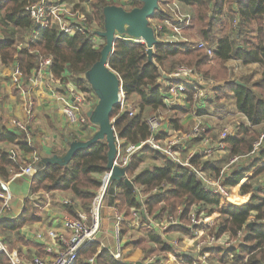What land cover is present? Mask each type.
<instances>
[{
	"label": "trees",
	"instance_id": "trees-1",
	"mask_svg": "<svg viewBox=\"0 0 264 264\" xmlns=\"http://www.w3.org/2000/svg\"><path fill=\"white\" fill-rule=\"evenodd\" d=\"M28 1L33 0H0L4 22V25L0 24V34L3 36L0 39V63L17 67L22 76L27 78L37 69L39 58L48 56L51 64L47 70L53 78L60 82L70 79L82 92H93L94 88L87 81L88 73L99 60L103 47V43L99 46L92 43L95 31L69 36L54 26L37 30L31 19L22 13ZM177 1L193 7L201 39L208 45L214 44L211 46L213 54L209 57L203 50L192 49L191 42L181 41L156 43L149 56L144 43L117 38L108 64L121 80L125 101L138 111L129 115L127 111L120 112L119 106L115 105L110 112V119H114V131L127 144L145 141L148 129L144 110L156 112L165 108L167 87L164 86L162 72L170 74L177 67L185 66L203 78L219 82L214 87L216 99L227 94L233 95L235 109L246 118L247 123H238L235 132L224 139L227 158L246 155L258 138L255 127L264 122V0ZM111 5L117 4L110 0H94L91 3L87 15L89 23H96V31L105 30L104 9ZM140 6L139 0H133L131 8ZM151 17L161 19L154 13ZM218 23L222 31L215 39L213 31ZM8 25L11 27L8 28ZM18 32L21 34L17 35ZM25 33L28 40L21 47L25 42ZM230 59L262 65L261 76L254 81L250 80L251 75L242 76L239 82L243 84H238L231 78V70L226 65ZM82 75L87 77L83 78ZM193 94L192 88L188 87L184 91L188 102H192ZM170 122L173 127L179 128L177 118ZM15 135L24 140L19 132ZM15 135L2 131L0 140L11 142ZM20 146L28 152L25 145ZM108 151V143L105 137H101L89 146L75 149L66 158L35 162L29 194L23 199L16 217L0 222V235L7 241L12 236L22 240L19 230L41 219L40 207L34 197L43 193H67L69 200L64 203V208L69 216L87 211L99 187L101 174L108 170ZM145 157L152 161L151 166L135 174ZM214 161H201L198 156H194L190 163L217 174L221 167ZM9 166L15 172L19 171L18 166L9 159L8 152L0 151V178L5 182L9 177ZM124 172L129 178L133 176L134 183L146 193L143 199L137 200L133 189L123 180L118 181L116 185L119 192L115 195V206L128 219L131 218V207L143 211L140 212L141 222H146L148 216L176 214L181 209L177 215L180 224L171 225L168 230L189 233L186 224L191 207L208 206L206 212L210 218L206 223L199 224L198 228L201 231L206 229L208 234L216 237L226 234L233 242L229 247L213 245L204 250L221 264L229 258L233 264H264V224L260 222L264 218V187L252 183L264 173V148L245 163L236 165L225 180V184L240 195L237 203L207 190L199 177L189 172L188 167L172 161L148 144L142 145L134 153ZM252 216L253 221L250 222ZM145 232L148 241L155 244L158 251L176 255L175 249L166 244L158 233L148 229ZM37 249L40 254L42 247L38 246ZM92 256L95 264H124L116 261L96 242L79 251L77 264H87ZM171 260V256L166 257L165 261L157 258L150 264H168ZM186 263L192 264V260L188 259ZM0 264H9L5 255H0Z\"/></svg>",
	"mask_w": 264,
	"mask_h": 264
},
{
	"label": "crops",
	"instance_id": "crops-1",
	"mask_svg": "<svg viewBox=\"0 0 264 264\" xmlns=\"http://www.w3.org/2000/svg\"><path fill=\"white\" fill-rule=\"evenodd\" d=\"M129 1L131 4H133V0H120L119 3H115L117 4L116 6H120L125 10H130L125 8V4H128ZM187 6L188 5H184L177 0H174L172 2L158 0L154 14L156 16H160L161 19L155 17H150L148 19V26L152 30L153 37L156 43H165L168 41L187 42L193 39L198 41L202 40L200 34L199 36H196L191 33L192 31L190 32V29H197L196 25H174V23L176 24V22L179 23V21H177L179 19V14L182 15L179 12V9L181 10V8ZM185 21V18H181L180 22L183 23ZM156 24H161L163 26L162 31L159 33H155L153 29V26ZM10 27L11 26L8 25V28ZM94 28L95 35L92 37L91 41L95 46H99V40H101V36L98 33L101 32V30L96 31L97 27ZM181 30H185L184 32H189L190 35H187L186 33H183V35L182 33L180 34ZM115 35H117L118 37H123L126 40H129V38H138L130 34L129 27L127 25H124L120 30L115 29ZM192 35L194 36V38ZM2 37L3 36L0 34V39ZM24 38H26V40H24L25 42L20 45L21 47H24L26 45L27 37ZM216 38L217 37L215 36V39ZM212 45L214 44H210V46ZM226 65L229 68L234 66L241 67L242 65L254 69H256L257 66H259L260 68L263 67L258 63H244L236 59L228 60L226 62ZM14 67L15 66L12 65L4 66L0 63V135L2 131L14 135L17 133V131H15L9 124V120H24L26 118V104L31 103V118L28 122V128L32 136L31 142L33 146L29 147L24 140H21L20 136L15 135V139L11 142L7 140H0V151L3 150L5 152H8L9 150H13L19 159L26 160L27 162L31 161L32 159L37 162L51 160L55 157L65 158L70 155L74 148L89 141L93 137V135H95V133L100 130V123L95 120V117L97 115L98 107L101 102V96L95 90L93 92H82L70 79H67L66 82H60L59 80L53 78L48 70L38 72L37 69L33 70L30 76H28L27 78L22 76V85L17 86L12 82L11 79V74ZM238 67H236V69H238ZM251 73L253 74V78L256 79L261 76L262 71H258L257 69V71ZM243 74L245 73H242L241 75ZM82 77L86 78L87 76L82 75ZM240 77L242 76L234 77V80L239 81ZM162 78L164 79V86H167L168 74L162 72ZM87 81L92 86L90 81ZM216 86L217 84L208 86L207 92L209 94V99L210 97H212L211 92H214V96L216 98L214 91V87ZM79 97L81 98V111L83 114H85V116L89 118V121L86 118V122L83 124H71L65 119L61 109L65 101H72L73 99ZM223 97L218 100L219 102H221L220 104H226L227 107L219 105L221 108H223V112L217 115L213 113L215 112L213 108H211L212 110L208 109L213 103L212 100L215 101L213 97L212 100L210 99L211 102L209 100L208 104L201 110H195L192 106V102H188L185 96L178 98L172 104H165V108L170 110V114L168 115V119L166 118L163 123V135H169L176 131H183V129L185 128L189 129L191 126L197 123L206 125L208 133H210V131L217 133L215 129L216 119H219L221 115H225V112L228 110L230 112L235 111L236 113H238L235 109L233 95L227 94ZM88 112H94L95 117L92 118L88 116ZM238 114L241 116V120L238 123H247L246 118L242 114ZM206 116H209L210 120H202L203 117L205 118ZM176 118L179 128L173 127V124L170 122L171 119ZM262 124H264V122L260 125ZM235 125L236 124L234 123V132L236 129ZM197 141L199 142V139L187 141L183 146V149L181 150V154H184L185 156L187 152L190 151V149L197 146ZM21 144L27 147L28 152L21 148ZM125 145L126 143L122 141L121 146L123 147ZM209 160L214 161L216 160V158L213 159L211 157V159ZM7 171L9 173L7 185L11 194L10 213L12 214L11 218H14L19 214L21 210L23 199L29 194L28 192L30 186V177L20 175V173L18 171L15 172L14 168H12L11 166L7 167ZM137 171L138 169L135 171V174L137 173ZM125 177L127 176L125 175ZM127 178L131 181L130 188L135 192L137 200L143 199L146 196L145 191H143V189H141L139 185L134 183L133 176L131 178ZM116 184H118V180H113L104 199L100 217V231L98 233L97 240L95 241L101 247L105 248L110 253V255L113 252L115 244L113 234V221L115 215L121 213L115 206V195L119 192ZM262 186L264 187V185ZM67 196H69L67 193L51 192L43 193L39 197H34L35 201L40 207L41 219L38 222L27 224L19 230V234L20 236H22V240H19V238H17L16 236L11 237L10 241H12L13 239L12 245H14V247H8L10 251L23 257L43 255V246L33 239L34 229L39 228L40 230H62V220L64 216L67 215L65 213V208L63 205L64 202L62 199L67 200ZM131 209L134 208L131 207ZM140 212L142 213V210ZM140 212L138 211L139 221L134 217H131V219L128 220L125 218V215H123L124 221L122 222L121 227L122 230L123 227L125 229L123 231L121 230L123 249H121V261L119 262H122L124 264L142 263L141 261H138L137 257H135L139 254L138 251L141 250L138 246L142 248L149 247V249L152 247V242L148 241L145 229L155 231L161 236L162 239L165 237V235H170L168 234L170 232H160L156 226H147L148 219L146 222H141ZM9 218L10 217L7 216L4 220H8ZM142 230L144 234L141 233ZM172 233H174L177 238H179L180 236L185 246H177V251L175 250L176 255H174L175 258H173L175 262L174 260L170 261V264H173V262L174 264H183V261H186L188 259L194 261L197 257V252L196 250L193 251L194 240L192 239V237L185 238V234L187 233H184L182 231H174ZM0 237L6 245L7 242L11 243L10 241H7L4 236L0 235ZM176 241L178 243L179 240L177 239ZM142 242H144V245H141ZM38 246L42 247V252L40 254H38ZM188 246L191 249L188 248ZM155 248H152V250H154ZM228 260L230 261V258ZM87 264H89L88 261ZM93 264H95V261Z\"/></svg>",
	"mask_w": 264,
	"mask_h": 264
},
{
	"label": "built area",
	"instance_id": "built-area-1",
	"mask_svg": "<svg viewBox=\"0 0 264 264\" xmlns=\"http://www.w3.org/2000/svg\"><path fill=\"white\" fill-rule=\"evenodd\" d=\"M92 0H80L81 5H84L85 11L78 9L74 2H68L67 0H33L28 1L23 9L22 13L29 17L33 22L36 29H45L54 26L59 32L72 36L76 33L83 34L87 31H95L93 24L89 23L86 18V14L89 12V7ZM163 26L156 24L153 26L155 33L162 31ZM129 40L134 42L144 43L142 39ZM172 42V41H168ZM191 42V48L194 50H203L211 57L213 54L212 47L206 42L199 40ZM51 64L50 57H40L37 65V71L41 72L47 70ZM22 74L17 67H14L11 74L12 82L20 86L22 81ZM167 89L165 92L164 102L169 105L174 103L178 98L184 97V91L186 88L191 87L194 90L192 96V106L195 110H201L209 102V96H207L208 89L203 83L202 77L187 67H177L174 71L168 74ZM204 84V85H203ZM119 109L120 112L127 111L129 115H133L132 107L125 104L124 93L122 88L119 91ZM81 98H75L72 101H65L62 106V114L65 119L71 124H83L86 122V117L81 111L80 107ZM31 103H27L25 107L26 118L24 120L10 119L9 124L11 127L19 132L24 138V141L29 147H32L31 133L28 128V122L31 118ZM145 123L148 129V137L145 141L139 144H127L121 146L122 139H120L114 131V144H115V156L112 160L111 169L106 170L101 174L100 184L96 190L91 204L87 211H79L76 216H64L62 220V230L52 229H38L33 233V239L43 246V255L39 256H19L15 253L9 252V249L5 242L0 237V255H5L9 264H76L79 251L92 243H95L100 231V217L101 208L104 203V199L108 193L109 187L112 183V167L118 166L125 168L131 157L136 153L144 144H148L153 149L165 154L169 159L175 161L182 166L188 167L190 173L196 174L204 187L214 194H218L227 200H232L231 188L225 184L226 178L232 171V165L236 164L240 160L248 159L255 155L261 148H264V133H262L252 144L250 152L242 156H234L229 159L228 163L222 166L215 176L205 171L202 166H194L190 163V160L194 156L206 157L212 154L213 151L220 152L225 150L224 139L231 136L234 133L233 127H224L217 139L207 135V126L197 123L184 132H173L169 135H163V118L159 112L147 115ZM177 133V134H175ZM199 139L200 147L195 151L191 150L187 152L185 156L181 154V150L187 141ZM124 142V141H123ZM8 157L19 168L20 175L31 177L34 173V159L27 162L26 160L19 159L13 150L8 151ZM234 194V193H233ZM237 194V193H236ZM67 203L66 200L63 201ZM237 203V202H235ZM11 194L8 189L7 182L0 178V222L7 216L11 219ZM181 213V209H178L175 215H165L162 219L154 218L147 222V226H156L160 232H164L171 225L180 224L177 215ZM134 218L139 217L136 209L132 210ZM188 224L186 225L188 230L194 231V236H202L200 240L196 242L197 257L193 264H207L209 259L208 253L204 250L207 247H211L219 242L214 235L211 237H203L204 232L198 230V225L205 223L207 215L200 207H194L189 210L187 214ZM124 221V217L121 213L116 214L113 221V234H114V249L112 257L121 261V249H122V235L121 225ZM264 224V218L260 220ZM240 236L241 233L239 232ZM226 241V239H224ZM177 243V241L175 240ZM175 245L174 248H177ZM230 245L228 244L227 247ZM177 251V249H175ZM94 256L88 259L89 264L94 263ZM152 262V260L150 261Z\"/></svg>",
	"mask_w": 264,
	"mask_h": 264
},
{
	"label": "water",
	"instance_id": "water-1",
	"mask_svg": "<svg viewBox=\"0 0 264 264\" xmlns=\"http://www.w3.org/2000/svg\"><path fill=\"white\" fill-rule=\"evenodd\" d=\"M139 1L141 2V6L130 10H125L116 5L107 6L104 9L105 30L98 33L104 38V43L100 52L99 60L91 67L88 73V78L92 87L101 96V102L96 117L94 112H88L87 115L92 118L95 117V120L100 123L101 128L89 141L78 145L72 150L73 152L81 146H89L99 138L105 137L109 147L108 156L110 162L108 169H111L112 160L116 152L114 144V119H110V112L115 105H118L119 91L120 88H122L119 76L109 67L108 64L109 57L113 51L114 41L119 38L115 35V29L120 30L124 25H127L130 34L143 40L149 56H151L153 47L156 44L152 30L148 26V19L153 15L158 0ZM236 82L238 84H243L239 81ZM124 171L125 168H120L118 166L112 167L111 181L123 180L129 187H131V181L125 177ZM250 224L251 223H249V225Z\"/></svg>",
	"mask_w": 264,
	"mask_h": 264
},
{
	"label": "rangeland",
	"instance_id": "rangeland-1",
	"mask_svg": "<svg viewBox=\"0 0 264 264\" xmlns=\"http://www.w3.org/2000/svg\"><path fill=\"white\" fill-rule=\"evenodd\" d=\"M68 2H74L75 3V5H76V7L78 8V9H82L83 8V10L85 11V9L86 8H84V5H81V2H80V0H67ZM94 0H92L91 1V3L93 2ZM110 1H112V2H117V3H119L120 2V0H110ZM133 3V2H132ZM132 4L130 3V1H129V3L128 4H125V8L126 9H130V6H131ZM179 12L182 14V15H180L179 14V19L177 20V21H179V23L178 22H176V24L174 23V25H196L195 24V17H194V11H193V8L191 7V6H187V7H183V8H181V10L179 9ZM2 14H3V9H2V7L0 6V24L1 25H4L3 23V21H2ZM87 15V14H86ZM86 18H87V21L89 22V17H88V15L86 16ZM181 18H185V22H183V23H181L180 21H181ZM223 19L224 20H226V18L225 17H223ZM91 24H93V26H95L96 27V23L95 22H93V21H91L90 22ZM196 28V27H195ZM14 29V28H13ZM164 29H165V27H164ZM10 30H12V29H10ZM99 30V29H98ZM167 30V29H166ZM14 31H15V29H14ZM185 31V30H184ZM184 31H180V34L182 33V35H183V33L185 34H187V35H190V33L189 32H184ZM192 31V32H191ZM194 31V32H193ZM196 31V32H195ZM221 31H222V26L221 25H219V23L218 24H216V26L214 27V31H213V35L214 36H216V37H219L220 36V34H221ZM190 32L193 34V35H196V36H199V30H198V28L195 30H193V29H190ZM18 34H21L20 32H18L17 33V35ZM192 35V36H193ZM27 36V33H25V37ZM28 37V36H27ZM101 38V40H99V44H101V43H104V38L103 37H100ZM193 38H194V36H193ZM23 40V39H22ZM24 40H26V38H24ZM27 40H28V38H27ZM192 42H196V41H198V40H195V39H193V40H191ZM32 42V41H31ZM98 44V45H99ZM97 46V45H96ZM211 62V61H210ZM179 67H185V66H179ZM236 67H238V66H236ZM236 67L234 66V67H231L230 68V70H231V78H233L234 79V77H239V76H246V75H251V77H250V80L251 81H254V80H256V79H258V78H256V79H254L253 78V74L251 73V72H254V71H257V69H258V71H262V69H263V67L262 68H260L259 66H257V68L256 69H254V68H249V67H245V66H241V67H238V69H236ZM259 67V68H258ZM234 68H235V70H234ZM235 72H236V74H235ZM242 73H245V74H243V75H241ZM251 73V74H250ZM262 74V73H261ZM200 76V75H199ZM202 80H203V83L205 84V87L208 89V86L210 85H214V84H217V83H219V82H217V81H214L213 79H211V78H203L202 77ZM203 84V85H204ZM22 85V84H21ZM213 93V94H212ZM211 95H212V97L215 99V101H213L212 100V97H210V99L212 100V104L210 105L211 107H209L208 109H211V108H213L214 110H215V112H213L214 114H221L222 112H223V108H221L219 105H223V104H220L221 102H219V100L218 99H216L215 98V96H214V92H211ZM210 95V96H211ZM216 95V94H215ZM207 96H209V94L207 93ZM224 98V97H223ZM211 100H210V102H211ZM222 101H224V100H222ZM128 104V105H130L131 106V104L130 103H128V102H126L125 101V104ZM225 103V102H224ZM223 106H225V107H227L226 106V104H224ZM132 107V106H131ZM133 109H132V111H133V115L134 114H136L137 113V111H138V109L135 107H132ZM212 110V109H211ZM156 112H159L160 113V115L162 116V118H163V123H164V121L166 120V118L168 119V115L170 114V110L169 109H167V108H161V109H159V110H157ZM156 112H150L149 111V109H145L144 110V117H145V119H146V117H147V115H150V114H152V113H156ZM220 116V115H219ZM240 115L238 114V113H236L235 111L234 112H230L229 110L228 111H226L225 112V115H221L220 116V118L219 119H216V125H215V129H216V131H217V133H215V132H211L210 131V133H208V130H207V135H210L212 138H214V139H217V137H218V134H220V132H221V130L226 126V127H230V128H232L233 127V125H234V123L236 124L235 126H237V124H238V122L241 120L240 119ZM212 118V117H211ZM202 120H204V121H206V120H210V117L209 116H206L205 118L203 117V119ZM230 124H233V125H230ZM204 125V124H203ZM206 126V125H205ZM192 127V126H191ZM233 129H234V127H233ZM185 130H188L187 128H185V129H183V132L185 131ZM255 130H256V132L258 133V137L262 134V133H264V124H262V125H259V126H256L255 127ZM176 132H178V131H176ZM179 132H181V131H179ZM213 133V134H212ZM175 134H177V133H175ZM197 143V146H195V147H193L191 150H197L199 147H200V144H199V142L197 141L196 142ZM195 143V144H196ZM225 148H226V146H225ZM225 153H228V150H227V148L225 149V150H222V151H220V152H217V151H213L212 152V154H210V155H208V156H206V157H203V156H200L199 158H200V160L201 161H205V160H207V161H211V160H209V159H211V157L214 159V158H216V160L214 161L218 166H220V167H222V166H224L225 164H227L228 163V161H229V159L227 158V154H225ZM183 156H184V154H183ZM247 160H240L239 162H237L236 164H233L232 165V168L231 169H234V167L236 166V165H241V164H243V163H245ZM241 162V163H240ZM151 164H152V161L148 158V157H145L144 158V161H143V163L140 165V167L138 168V171H137V173L139 172V171H141V170H143V169H145V168H149L150 166H151ZM208 173H210L209 171H207ZM212 176H215V174H212V173H210ZM252 183L253 184H259V185H264V173H262V174H260L257 178H255L253 181H252ZM263 187V186H262ZM231 190V192H232V201H235V202H238V200L240 199V195L237 193L236 194V192L235 191H233L232 189H230ZM234 193V194H233ZM66 201H68L69 200V196H67L66 197ZM63 201H64V199H62ZM92 201V200H91ZM64 205V204H63ZM200 206V208H202L203 210H204V213L207 215V219L208 218H210L209 217V215H208V213L206 212V207H208V206H202V205H199ZM103 207V206H102ZM194 207H197V206H192L191 207V209L192 208H194ZM209 208V207H208ZM101 210H102V208H101ZM131 210V212H130V215H132V210L133 209H130ZM137 210V209H136ZM121 212V211H120ZM123 212H121V214H122ZM137 213H138V211H137ZM253 213V212H252ZM122 215H124V213L122 214ZM165 215H167V214H165V213H162V214H160V215H158V216H148L147 217V219L148 220H150V219H153V218H158V219H162V216H165ZM172 215H175V214H172ZM214 216H217L216 214H213ZM124 217V216H123ZM132 218H133V215L131 216ZM153 217V218H152ZM126 219H128L127 217H125ZM131 219V218H130ZM130 219H128V220H130ZM137 219H138V221H139V218H138V216H137ZM207 219H206V221H207ZM206 221H205V223H206ZM249 221L250 222H252L253 221V216L249 219ZM187 225V224H186ZM170 227V226H169ZM168 227V228H169ZM168 228H167V231H164L165 233L167 232H170V233H168V234H170V235H165V234H162V235H165V237L163 238L164 240H165V242L168 244V245H170V247L172 248V249H177V248H174L175 247V245H177V243L175 242V240H179L178 241V247L179 246H185V244H183V240L180 238V236H179V238H177L176 236H175V234L174 233H172V232H174V231H178V230H174V231H169L168 230ZM39 228H35L34 229V232L36 231V230H38ZM198 230H200V229H198ZM194 231H196V230H193V231H190V230H188V232L189 233H187V234H185L186 235V237L185 238H189V237H192V239L194 240L193 242H194V244H193V251L194 250H196V242L198 241V240H200L201 238H202V236H194L195 234H194ZM201 231V230H200ZM203 232H204V234H203V237H211V235L210 234H208V230H202ZM33 232V233H34ZM141 233H143L144 234V232H143V230H142V232ZM122 235V234H121ZM175 236V237H174ZM216 237V236H215ZM177 238V239H176ZM121 239H122V237H121ZM168 239V240H167ZM216 239H219V242H216V243H221V244H215V245H221V246H223V247H227V245L229 244V245H231L232 244V240H229L228 239V237H227V235L226 234H223V235H221V236H219V237H217ZM224 239H226V241H224ZM12 241H13V239H12ZM12 241H10L11 243H9V242H7V247H14V245H12ZM9 243V244H8ZM147 243H149V242H147ZM141 245H144V242H142L141 243ZM141 250H139V249H137V250H139L138 251V255H136L135 257H137V259H138V261H141L142 262V264H150L151 262V260L153 261V260H155V259H157V258H163L164 259V261H165V259H166V257H169V256H171L172 257V260L171 261H173L174 259L173 258H175V256L174 255H171V254H169V253H166V252H160V251H158L157 249V247L155 246V244H153L152 243V247L149 249V248H142V247H140V246H138ZM156 247V248H155ZM152 248H155L154 250H152ZM188 248H190L189 246H188ZM9 249V248H8ZM122 249H123V247H122ZM191 249V248H190ZM9 252H11L10 251V249H9ZM11 253H13V252H11ZM195 261V260H194ZM194 261H192V264H193V262ZM174 262H175V260H174ZM174 262H173V264H174ZM233 262L230 260H228L227 262H225V264H232ZM76 264H77V262H76ZM168 264H170V262L168 263ZM183 264H187L186 263V261H183ZM207 264H221L220 262H218V260L216 259V257H211L210 255H209V259L207 260Z\"/></svg>",
	"mask_w": 264,
	"mask_h": 264
},
{
	"label": "bare ground",
	"instance_id": "bare-ground-1",
	"mask_svg": "<svg viewBox=\"0 0 264 264\" xmlns=\"http://www.w3.org/2000/svg\"><path fill=\"white\" fill-rule=\"evenodd\" d=\"M120 97V96H119Z\"/></svg>",
	"mask_w": 264,
	"mask_h": 264
}]
</instances>
